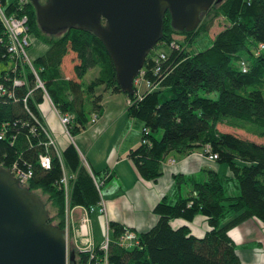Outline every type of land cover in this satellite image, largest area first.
Wrapping results in <instances>:
<instances>
[{"label":"trees","instance_id":"obj_1","mask_svg":"<svg viewBox=\"0 0 264 264\" xmlns=\"http://www.w3.org/2000/svg\"><path fill=\"white\" fill-rule=\"evenodd\" d=\"M1 1L5 5L6 0ZM5 9L28 16L30 37L47 46V51L32 62L59 111L72 115L69 125L75 137L86 130L93 115L103 114L106 92H123L107 47L86 29H71L60 36L46 35L38 25L31 1L21 4L14 0ZM217 17L228 23L214 37L212 46L197 53L190 51L191 43L202 33H208ZM164 23L163 37L145 64L148 68L159 52L167 54L158 88L144 93L142 99L126 94L131 101L127 112L143 123L147 134L141 132L142 139L148 142L132 150L130 157L139 176L154 181L163 176L162 163L168 155L183 157L208 144L218 155L216 162L227 164L231 176L207 170L204 180L191 177L193 188L189 197L178 198L174 203L166 197L158 203L154 211L158 221L145 232L136 231L141 244L133 249L118 245L123 226L112 222L111 264H243L230 233L253 219L264 225V143L221 132L218 125L264 138V49L260 51L264 45V0L215 3L201 15L200 27L190 33L175 30L169 12ZM7 43V32L0 20V64L7 66L0 71V82L11 90V79L25 81L24 86L12 89L19 101L0 98V165L8 169L15 162L21 167L32 166L34 177L27 187L48 196L44 203L47 209L50 203L56 213L50 222L63 229L60 162L53 154L51 167H41L39 156L44 153L46 137L31 132L37 121L43 123L40 110L46 96L37 87L31 67L13 59ZM172 43L178 49L169 47ZM66 57L72 61L68 79L62 69ZM242 61L248 65L246 72ZM94 68L98 70L95 77L84 80ZM100 88L103 92L98 91ZM215 93L218 98L209 96ZM63 158L67 169L76 174L74 204L88 208L96 205L99 197L94 181L72 144ZM230 180L235 183L237 195L227 194ZM182 181L183 176L178 175L176 186ZM199 214L206 217L210 228L203 236H195L187 226H173L177 219L193 220Z\"/></svg>","mask_w":264,"mask_h":264},{"label":"water","instance_id":"obj_2","mask_svg":"<svg viewBox=\"0 0 264 264\" xmlns=\"http://www.w3.org/2000/svg\"><path fill=\"white\" fill-rule=\"evenodd\" d=\"M30 1L46 35L86 29L99 37L120 89L134 96L135 78L163 37L166 14L175 30L190 33L200 27L201 15L223 0ZM50 219L40 196L0 165V264H68L64 230Z\"/></svg>","mask_w":264,"mask_h":264},{"label":"crops","instance_id":"obj_3","mask_svg":"<svg viewBox=\"0 0 264 264\" xmlns=\"http://www.w3.org/2000/svg\"><path fill=\"white\" fill-rule=\"evenodd\" d=\"M64 75L67 79L71 78V71L67 75L64 73ZM99 92H103V88H100ZM121 96H125V98ZM106 97H113L110 99H117L119 100L118 104L121 103L115 108H118L116 112L123 123L119 127L118 137L116 139L113 138V141L108 139L106 144L102 138L111 130V125L108 120L106 121L105 114L107 113L104 107L101 116L96 114L98 118L93 124L95 127L92 130H88L86 127V130L75 135L73 137L74 143L70 136L65 133L59 115H57L54 107L48 101H44L41 104L40 110L42 121L47 126L51 137L55 139L62 158L65 150L72 144L77 149L79 157L82 154L84 155L82 156L85 157L88 168L85 165L83 166L89 170L90 175V169L92 172L94 171L93 174L95 173L96 181L103 182L101 188L104 187L106 189L105 194H103L102 190L101 194H99L97 189L99 202L100 198L105 202V217L96 212L91 215L96 242L99 241L95 232L97 230L101 235L102 221H105V218L110 223L117 222L137 232H145L158 221V216L154 213L155 206L158 203L166 197L170 203L176 202L178 198L186 199L189 197L188 195L193 188L191 182L193 179L191 177L196 181L204 180L206 178L205 171L207 170H213L222 176H231L227 164L210 160L202 155L201 150H196L183 157L175 153L168 155L162 163V177L154 181L142 179L130 157V153L141 146L143 123L138 122L127 112L130 101L125 93L112 94L111 92H106L104 101ZM230 128L228 125H218V129L221 132L233 133L243 139H247ZM87 132L90 133V137L86 136ZM76 136L79 137V140ZM247 140L250 141L252 139ZM172 160H174V163L171 162ZM178 175L183 176V181L176 186ZM91 178L96 189L95 179L92 175ZM236 191L238 190L236 189ZM99 202L93 206H97ZM79 205L83 204L79 203ZM258 222L253 219L234 228L230 233L231 237L234 238L239 258L243 264H264V227L259 225ZM173 226L175 228L187 226L191 233L197 237L203 236L210 229L207 219L203 215H197L196 218L188 221L177 219L173 222ZM255 230H260L261 233H255Z\"/></svg>","mask_w":264,"mask_h":264},{"label":"built area","instance_id":"obj_4","mask_svg":"<svg viewBox=\"0 0 264 264\" xmlns=\"http://www.w3.org/2000/svg\"><path fill=\"white\" fill-rule=\"evenodd\" d=\"M30 0H20L21 4H26ZM0 20L2 21L4 28L7 32V51L13 59L20 60L24 64H28L36 77V83L38 88L43 89V93L46 96V101H48L51 106L54 107L55 112L59 115L61 125L64 127L65 133L70 136L73 140V136L70 131V123L72 121V115L68 113L62 114L56 105L51 100L50 95L45 89V85L40 79L38 73L35 71L32 60L28 54V48L32 44L30 39V29H29V18L26 15L11 14L8 15L6 10L3 9L2 3L0 1ZM178 49L177 44L172 43L169 47ZM264 49V45L260 46V51ZM168 60L166 53L159 52L157 56L149 63L148 68L144 66L141 72L138 74L134 82L135 95L138 99H142L144 93L154 91L158 88L160 84V79L164 75L163 65ZM243 66V71L246 72L248 65L244 61L241 62ZM10 81V79H6ZM12 89L19 88V86H24L25 81L22 79H11ZM144 86L145 91L141 90L140 87ZM12 89H7L0 82V98H10L14 101H19L13 94ZM32 91L28 93V96ZM130 101V100H129ZM26 102V100H24ZM131 102V101H130ZM130 104V103H129ZM97 115L91 119V123L94 124L97 119ZM37 121V120H36ZM36 127H32L31 132L36 134L38 132L42 133L46 137L45 142H43V148H45L44 153L39 156L41 167L44 169H49L52 165L53 154L59 159L60 167L62 169V176L59 179V189L63 192V202H64V234L67 245V256L68 264H111V250L113 245L111 223L105 218L102 221V240L96 242L95 234L93 233V224L91 222V215L93 213H99L105 217V202L100 198V202L97 206L85 207L83 205H75L73 201V184L76 181V174L69 172L64 165V159L56 145L55 139L51 137L48 132L47 126L40 121L36 122ZM147 134V129H142V133ZM141 144H148L146 139L141 140ZM204 157H208L210 160L217 161L218 155L213 153L212 147L206 145L204 151L202 152ZM82 159V164L88 168L87 161L85 157L80 155ZM174 163V160L171 161ZM14 172L15 177L21 183V186H27L30 180L34 177V170L31 165L20 166L17 162L12 165L10 169ZM91 171L92 177L96 182V189H98L99 194H101V187L103 182L96 181L94 174ZM195 195V193H194ZM191 205L189 202L188 206ZM122 235L119 237L117 243L122 248L133 249L138 247L141 242L138 239V233L133 231L127 226H123ZM70 254L75 255L73 261L70 260ZM77 262V263H76Z\"/></svg>","mask_w":264,"mask_h":264},{"label":"rangeland","instance_id":"obj_5","mask_svg":"<svg viewBox=\"0 0 264 264\" xmlns=\"http://www.w3.org/2000/svg\"><path fill=\"white\" fill-rule=\"evenodd\" d=\"M13 1L14 0H6L5 5L1 1L2 6H3V9H5V7H7L8 5H10ZM43 1L45 2L46 0H43ZM6 13L8 15L13 14V13H9L7 11H6ZM225 21H226V23H225ZM227 23H228V21L227 20H224L222 17L215 18L214 23L212 24V27L210 28V30L208 31V33H202L200 36H198L196 38V40L193 43H191L190 51L192 50L193 52H196L197 53V52H201L202 50H205L206 48H209L210 46H212V44H213L212 41H213L214 37L218 33H220L221 30H223L225 24H227ZM176 38L178 39V37H176ZM30 39L32 40V45L28 48V54H29L30 59L33 60L36 57H38L39 55L44 54L46 52L47 46L44 43H42L40 40H36L33 37L30 38ZM64 60L65 61H64V65H63V71L67 75L68 73H70L68 70H70L69 69V65H71L70 63H72V61L68 60V57H66ZM6 68H7L6 65L0 64V71L2 69H6ZM97 72H98V70L96 68H94V70L90 71L85 76L84 80L90 81L91 79H93L95 77V75L97 74ZM140 89L143 90V91L146 90L144 88V86H141ZM98 91H99V89H98ZM217 95L218 94L215 93V94H210L209 96L215 99V98H218ZM108 96H110V95H108ZM121 97H124L125 98V96H121ZM110 98H113V97H106L105 101L103 100V103H102V105H104L103 107H104V109L106 110V113H107V114H105L106 121L108 120V123H110V125H111L110 126L111 127V130L108 131V133L106 134V136H104L102 138V140L104 141L105 144L108 141V139H110V140L113 141V138L116 139L118 137V135H119L118 134L119 133V127L123 124L122 123V120H121V117H119L118 114H117V112H116V110L118 108H115L118 105H120L121 103L118 104L119 103L118 102L119 100H117V99H110ZM125 105H126V102H125ZM93 117H95V115H93ZM94 127H95V125H93L91 123V121H90L88 123V126H87L88 130H92ZM230 129L232 131H235L236 133H240L241 136L246 137L247 139H252L253 141L257 142L258 144L264 143V138H258V137L254 136L252 134H249L248 135L247 133H245L242 130L238 131V130L233 129V128H230ZM86 134H87L86 136H89V137L91 136L89 132H87ZM77 138L79 140V137H77ZM74 142H75V140L73 141V143ZM199 150H201L203 152L204 151V147L201 148V149H199ZM101 190H102L103 194L106 193V189H104V187L101 188ZM36 192L40 196L41 200L46 203L48 196L46 194L44 195L40 190L39 191H36ZM237 192L238 191H236V189H235V183L232 180H230L229 186H227V194L228 195H230V194H235L236 195ZM184 194H186V193H184ZM48 209H49V212L48 213H50V217H52V218L55 217L56 216L55 215L56 213H55L54 209H52L50 203H48ZM199 215H201V214H199ZM256 221H258V220H256ZM258 223H259V225H262L264 227V225L261 222H258ZM101 232H102V229H101ZM254 232L255 233H261L260 230H255ZM95 233H96V236H97V240L98 241H101L102 240V237H103V232L100 235L99 232L96 230Z\"/></svg>","mask_w":264,"mask_h":264},{"label":"flooded vegetation","instance_id":"obj_6","mask_svg":"<svg viewBox=\"0 0 264 264\" xmlns=\"http://www.w3.org/2000/svg\"><path fill=\"white\" fill-rule=\"evenodd\" d=\"M41 3H42V4H45L46 2H44L43 0H41Z\"/></svg>","mask_w":264,"mask_h":264}]
</instances>
